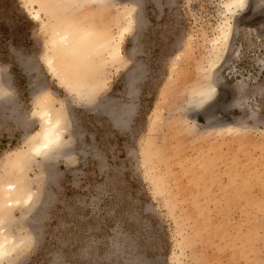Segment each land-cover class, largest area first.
<instances>
[{"label":"rangeland","instance_id":"obj_1","mask_svg":"<svg viewBox=\"0 0 264 264\" xmlns=\"http://www.w3.org/2000/svg\"><path fill=\"white\" fill-rule=\"evenodd\" d=\"M71 1L72 17L100 33L129 16L124 4ZM135 1L121 62L74 86L45 64L37 5L0 0V190L41 106L65 116L69 152L26 164L37 201L28 226L15 212L9 232L24 241L4 264H264V0L232 19L210 121L222 128L194 102L224 0Z\"/></svg>","mask_w":264,"mask_h":264},{"label":"bare ground","instance_id":"obj_2","mask_svg":"<svg viewBox=\"0 0 264 264\" xmlns=\"http://www.w3.org/2000/svg\"><path fill=\"white\" fill-rule=\"evenodd\" d=\"M27 2L29 4L35 3L38 7H33L32 16L38 17L40 12H42L48 20V22L41 23V26L43 29L49 26L46 29L49 34L47 40L49 49H52L53 52L51 55L46 54L44 57L45 64L58 75L62 83L72 80L74 86H76V83L79 84V80L87 78V76H93V74L102 70L105 61L106 63L110 61L121 62L119 41L124 39V35L138 23L137 11L134 15L131 14L137 5L135 0L78 1L79 6L85 3L94 4L95 7L96 4L101 7L114 3L117 5L124 4L119 8L124 12L127 11L129 16L124 18L125 24L120 25L114 34L100 33L96 27L82 25L79 19L72 17L75 16L73 14L75 8H71V0H27ZM129 5L131 8L125 7ZM222 5L225 18L218 27V34L210 41L211 51L208 57L211 63L206 70L205 84L200 88L199 93L196 95L197 101L194 102L198 108L205 112V118L208 123H212L210 121L212 118L214 119L215 109L217 106L219 107V105L214 103L218 93L215 76L219 68V66L217 67L218 62L222 60L228 51L232 19L238 13H244L247 10L249 0H224ZM128 58L130 59L131 55H128ZM81 85L83 84L81 83ZM4 86L1 82L0 73V95L5 94L2 90ZM245 94H247L246 91L239 88L238 95L244 97ZM0 99H3L2 102L9 103L6 97H0ZM38 111L37 117L40 119L41 127L33 136H30L31 140L26 148L13 156L14 158L12 159L14 161L12 163L16 170L14 181L3 185L2 190H0V264L8 261L23 245L24 239L21 235L15 237L9 232L17 219L15 212L20 213V221L28 226V215L30 216L36 205L38 193L33 188L29 189V185L27 186L24 180L26 164L30 161L46 165L49 159L54 156L69 155V152L65 149V143L68 141L66 139L68 128L66 127L65 116L60 113H54L48 104L41 106ZM21 124H23L25 129L29 125L27 119H21ZM226 125L227 123L217 121L211 126L213 128H222L226 127Z\"/></svg>","mask_w":264,"mask_h":264}]
</instances>
